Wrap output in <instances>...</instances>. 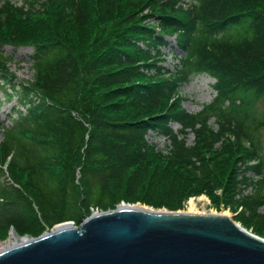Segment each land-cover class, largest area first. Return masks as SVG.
I'll use <instances>...</instances> for the list:
<instances>
[{"label":"trees","instance_id":"obj_1","mask_svg":"<svg viewBox=\"0 0 264 264\" xmlns=\"http://www.w3.org/2000/svg\"><path fill=\"white\" fill-rule=\"evenodd\" d=\"M91 1L0 0V85L16 101L10 123H0V230L37 236L63 221L80 224L91 209L116 208L112 183L119 180L129 194L124 199L134 200L141 189L170 209L199 185L224 184L235 193L240 179L231 189L228 182L239 162L251 160L258 186L235 201L256 214L264 204V117L251 106L264 101V0H198L189 10L179 0ZM109 9L102 22L115 23L114 39L102 41L96 56L84 53L91 41L81 48L66 27L77 24L86 34L87 15ZM29 18L46 21L49 34L25 37ZM152 18L160 32L146 22ZM174 35L181 53L171 70L159 62ZM7 45L33 46L31 78L20 80L10 70L14 55ZM200 72L216 78L217 93L191 113L182 106L180 86ZM171 120L194 132L193 144ZM150 130L170 138L168 154L149 142ZM214 160L226 163L225 175ZM155 192L162 199L150 198Z\"/></svg>","mask_w":264,"mask_h":264},{"label":"water","instance_id":"obj_2","mask_svg":"<svg viewBox=\"0 0 264 264\" xmlns=\"http://www.w3.org/2000/svg\"><path fill=\"white\" fill-rule=\"evenodd\" d=\"M0 264H264V238L225 213L123 204L27 234Z\"/></svg>","mask_w":264,"mask_h":264},{"label":"rangeland","instance_id":"obj_3","mask_svg":"<svg viewBox=\"0 0 264 264\" xmlns=\"http://www.w3.org/2000/svg\"><path fill=\"white\" fill-rule=\"evenodd\" d=\"M17 3V5H21L23 0H13ZM91 6H94L96 3V0L91 1ZM104 9V8H103ZM111 12V10L102 11L101 14H89L88 20L89 25L87 26L88 32L86 34L82 33V30H80L77 24H71L66 27L68 32L70 33L71 37L73 38V41L77 42L81 46V48L85 47L86 43L90 42V47L84 49V53H88L90 55L96 56L99 51V45L102 41H104L106 38H112L114 39L117 26L115 23L111 20H109L106 23L102 22V15H107L106 13ZM100 15V16H99ZM111 16L109 14L106 18ZM97 18H101V21ZM105 18V19H106ZM59 21H62L59 19ZM103 26H106V34L101 36L102 33V23ZM46 21H38V20H32L28 19L24 25L25 29V37L31 38V37H40L43 34L48 35L49 32L47 30ZM49 38V37H46ZM32 47L30 45H21L18 48H14L13 45H7L5 48V52L7 54H13V60L10 62V70L15 73V76L18 79H29L33 76V70L31 68L30 64V58L29 54L32 52ZM163 49H167L169 53L166 52V58L162 60L159 64H162L165 67H168L170 69H174L176 63L178 60L175 57V52H180L176 48V44L172 42L169 47H165ZM215 83V79L210 76L207 73H199L195 75H191V77L183 83L181 86V94L185 97L183 101V106L191 111V112H197L198 110L202 109L203 105L205 103L210 102L213 100V98L216 95V91L214 90L213 84ZM5 88H2V85H0V123L5 122V124L10 123V119H8V114L12 110V105L15 103V101L8 102L5 100ZM252 109H254V112L260 116L264 117V101L262 99L255 100L251 106ZM128 109L123 108L120 110L119 114H121L122 117H125ZM210 123L213 125L214 120L211 119ZM178 124V123H177ZM173 125V122H172ZM174 126V125H173ZM175 128V127H173ZM182 135V134H181ZM261 140L263 143V149H264V127L261 128ZM183 136V135H182ZM185 137L187 138V142L190 144L194 141V134L191 131H188L187 134H185ZM1 138V134H0ZM147 138L150 143H153L156 145L157 149H160L161 151H164V154H168L167 144L170 142V138H168L163 133H158L155 131L150 130L147 134ZM218 148L222 146V143L219 142L216 144ZM264 153V150H263ZM227 161V160H225ZM212 164L217 168L222 166V170H219L220 172L225 175V167L226 163L214 160L212 161ZM254 164V161H248L247 163H243L242 161L238 163V168L236 169V172L234 171V176L231 178L230 182V189L234 183L235 179H240V181L236 182V189L237 191L235 193H232L231 191H227V188H225L224 184L220 186L215 187H209L202 188V185L198 186L197 191H185L182 196L179 199H182L181 204L176 209H170L166 205H155L153 201L146 198L144 194H142L141 189L136 191L134 200H126L124 199L125 196H128L129 194L124 191L125 189V182L123 180L114 181L112 183V187L115 190L116 198H119L117 202V206L123 205V204H131V205H141L149 208H153L156 210H171V211H190V201L194 200V202L197 205V210L193 212H215V213H224L228 212L230 216H232L238 223H240L245 228H248L251 232L261 236L264 238V204H260L256 206V214L249 206H244L243 204H240L239 202L235 201V199H247L248 195L253 193L256 190V186H258L257 180H259L260 175L256 176L255 174L253 176L252 172L254 171L251 169V165ZM5 169L8 171L7 166ZM183 170V169H181ZM237 173V174H236ZM8 176L10 177L9 173ZM11 178V177H10ZM223 182V181H222ZM225 183V182H224ZM226 184V183H225ZM239 185V186H237ZM229 188V185H227ZM32 190V189H30ZM183 192V191H182ZM188 193V194H186ZM233 195V199L232 196ZM163 195L161 192H155V194H150V198L153 199H162ZM184 197V198H183ZM231 198L232 200L228 199ZM161 202H164L161 200ZM116 206V207H117ZM96 211V209H91L89 214H86L87 216H90ZM73 221V220H70ZM48 229V228H47ZM45 229L44 232L47 230ZM15 231L18 236L25 237L27 234L33 236L31 232H21L16 230L15 228L9 227L5 230H0V248H4L9 245L10 243V237L12 232Z\"/></svg>","mask_w":264,"mask_h":264},{"label":"bare ground","instance_id":"obj_4","mask_svg":"<svg viewBox=\"0 0 264 264\" xmlns=\"http://www.w3.org/2000/svg\"><path fill=\"white\" fill-rule=\"evenodd\" d=\"M196 210H197V205L194 202V200H191L190 201V211H196ZM224 213L227 214V215H229L228 212H224ZM25 237H20V236H18V234L15 231H13L12 234H11V237H10V243H9V245H12L13 243L21 242V241H23V239ZM0 249H2V248H0Z\"/></svg>","mask_w":264,"mask_h":264}]
</instances>
